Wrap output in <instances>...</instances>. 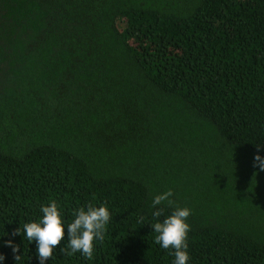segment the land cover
I'll use <instances>...</instances> for the list:
<instances>
[{"label": "trees", "instance_id": "1", "mask_svg": "<svg viewBox=\"0 0 264 264\" xmlns=\"http://www.w3.org/2000/svg\"><path fill=\"white\" fill-rule=\"evenodd\" d=\"M257 155L264 0H0L4 264H38L12 234L51 201L67 223L101 204L111 220L92 259L60 251L65 229L47 264H173L150 225L176 206L189 264H264Z\"/></svg>", "mask_w": 264, "mask_h": 264}, {"label": "clouds", "instance_id": "2", "mask_svg": "<svg viewBox=\"0 0 264 264\" xmlns=\"http://www.w3.org/2000/svg\"><path fill=\"white\" fill-rule=\"evenodd\" d=\"M259 148V147H258ZM253 166L264 172V157L257 155L254 157ZM174 193L168 190L154 196L152 207L156 209L153 215L159 218L163 214V208L159 207L165 202L168 206L173 205L170 199ZM42 214L39 219L27 222L15 230L14 236H22L30 244H36V258L38 264H47L49 259H53L56 247L65 240V229H67V245L60 248L64 252L70 250L71 254L80 253L87 259H92L95 251V243L104 238L107 226L111 220V212L106 204L87 205L75 210L71 223H67L62 215V210L56 201H51L48 205H42L39 209ZM191 209L187 207H173L171 213L160 221L151 224V228L156 233L155 243L162 249H170L173 254V264H189L190 254L188 251V234L191 230L188 217ZM8 235L7 233L4 235ZM3 236V237H4ZM6 247H10L15 255L19 247L12 239L4 242ZM20 255H15V261H19ZM5 255L0 254V264H4Z\"/></svg>", "mask_w": 264, "mask_h": 264}]
</instances>
